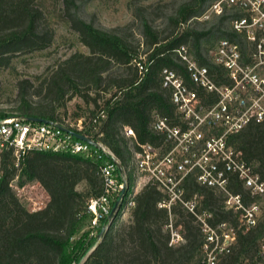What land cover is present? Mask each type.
Here are the masks:
<instances>
[{
  "label": "trees",
  "instance_id": "obj_1",
  "mask_svg": "<svg viewBox=\"0 0 264 264\" xmlns=\"http://www.w3.org/2000/svg\"><path fill=\"white\" fill-rule=\"evenodd\" d=\"M176 0L154 8L151 4L132 6L133 20L124 25L102 27L96 21L84 20L78 0H0V74L14 69L13 58L50 47L56 32L48 18L50 7L58 6L70 28L87 51L75 50L59 58L43 74L17 77L14 111L19 116L42 117L67 125L75 131L104 143L121 162L127 178L125 198L115 218L94 247L96 237L81 234L92 214L89 200L104 192L100 166L112 160L111 155L94 145L93 152H73L30 148L15 152L12 145L0 149V264H72L85 255L87 264H204L205 235L196 214L182 202L171 209L160 207L164 194L155 183H146L135 192L134 168L139 143L170 147L165 133L154 129L157 116L168 117L173 125L181 124L170 89L163 86L162 70L169 67L190 85L186 65L174 48L186 44L194 57L209 65L217 83L227 82L224 68L206 55L212 39L228 37L244 44L243 35L227 29V10L219 18L199 17L215 0ZM209 2V3H208ZM166 14L163 26L155 16ZM234 15H240L235 12ZM138 25V27H137ZM137 28L139 31L137 32ZM139 34V37L137 36ZM143 65V69L139 67ZM10 70V71H11ZM1 83V80H0ZM1 88V87H0ZM201 96L206 92L197 87ZM81 104L69 113V103ZM101 112L104 116H101ZM8 116L0 110V119ZM83 119V128L67 122ZM97 120L95 121V119ZM130 126L136 139L126 136ZM74 140H80L73 135ZM229 141L255 164L264 180V122H250ZM23 187L37 182L48 194L46 205L29 209L12 183ZM184 201L197 197L196 212H210L212 224L229 221L238 227V216L225 207L224 191L202 184L194 174L183 182ZM229 189L241 193L245 203L258 201L233 175ZM132 200L133 204H128ZM130 213L124 218V211ZM101 221L98 230L105 225ZM179 227L182 240L171 244L172 229ZM264 239V200L257 223L237 229L236 242L222 255L220 264H248L261 258Z\"/></svg>",
  "mask_w": 264,
  "mask_h": 264
},
{
  "label": "built area",
  "instance_id": "obj_2",
  "mask_svg": "<svg viewBox=\"0 0 264 264\" xmlns=\"http://www.w3.org/2000/svg\"><path fill=\"white\" fill-rule=\"evenodd\" d=\"M231 7L241 11L240 15H232L230 27L243 35L244 44L228 37L220 38L208 57L224 68L228 81L217 83L209 65L201 64L188 45L174 48L195 86L188 85L174 69L163 68V86L171 91L181 124L173 125L168 117L157 116L154 129L165 133L170 147L163 150V147L151 143L137 142L140 150L134 157L135 192L138 185L155 183L164 194L160 207L171 209L173 204L182 202L196 214L205 235L204 264H220L222 255L230 252L236 242L237 229L257 223L264 200V180L255 164L247 161L242 151L229 141L232 134L250 122H264V0H215L199 19L208 20L212 14L220 16ZM139 67L144 68L140 63ZM197 87L207 95L201 96ZM101 116H104L103 112ZM67 122L83 128L82 118L76 121L67 119ZM124 133L136 139L130 126H124ZM99 142L102 151L115 156L104 143ZM8 145L14 146L16 154L30 148L68 149L89 156L93 154L90 143L74 140L72 134L55 125L30 121L19 115L0 119V149ZM100 170L104 192L91 198L87 207V212L92 214L90 236H95L101 221L106 220L107 223L115 201L128 183L113 159L102 164ZM191 174L197 177L198 182L226 193L225 207L237 214L238 227L229 221L210 223V212H196L197 197L184 201L183 182ZM233 175L242 180L252 196L257 195L260 199L247 204L241 193L232 192L229 184ZM23 188L18 187L20 192L24 191ZM128 204H133V201H128ZM169 226L172 229L170 243L180 242L179 227L174 228L172 223ZM260 254V259L248 264H264V239ZM72 264L87 263L86 259H81Z\"/></svg>",
  "mask_w": 264,
  "mask_h": 264
},
{
  "label": "rangeland",
  "instance_id": "obj_3",
  "mask_svg": "<svg viewBox=\"0 0 264 264\" xmlns=\"http://www.w3.org/2000/svg\"><path fill=\"white\" fill-rule=\"evenodd\" d=\"M166 1H171L170 6L176 3V0H78L80 5V14L84 20H94L96 21V25L107 28L131 22L133 20L132 6L134 4L138 5L139 3H149L156 8L159 5L158 3L162 5ZM50 10L48 18L56 32L55 42L44 50L27 54H18L17 57L13 58L12 66H14V69H6L0 74V110L7 113L8 116L17 115L13 110V101L15 100L17 94V90L15 88V81L17 80V77H31L34 74H43L46 68L49 67V65L51 66L54 64V62L59 58L65 57L75 50H81L84 52L87 51V48L80 42L77 33L70 28L65 17L61 16L58 6H51ZM171 10H165L161 17L156 15L154 21L155 24L163 26L166 22V14H168ZM227 11L226 15H229V17L226 19L224 25L227 29L231 30L230 20L232 15H234L235 12L241 11L236 7H231ZM216 16L218 15H211L208 26L215 21L214 18H219ZM138 31L139 29L137 28V32ZM137 36L139 37V34H137ZM218 41L219 40L217 39L211 40L208 50L206 51L207 57H209L210 52L212 53V49L215 48ZM78 104L82 105L80 114L86 115L87 111H85L84 104L78 98L68 104L70 110L69 113H73V109L77 108L76 105ZM71 117L73 119L75 118L74 113ZM71 117L69 118L71 119ZM73 119L71 120L74 121ZM18 187L19 186H17L15 181L13 188L17 191L22 201L29 209L37 210L46 205L49 196L43 187H41L37 182H29L25 184L23 186L24 191L21 192ZM85 223L86 224L80 232L81 234H83L84 231L90 232L91 230V219L89 218ZM99 232L100 230L96 229L95 236L93 237L97 238ZM85 259L87 260L86 255L82 258V260Z\"/></svg>",
  "mask_w": 264,
  "mask_h": 264
},
{
  "label": "water",
  "instance_id": "obj_4",
  "mask_svg": "<svg viewBox=\"0 0 264 264\" xmlns=\"http://www.w3.org/2000/svg\"><path fill=\"white\" fill-rule=\"evenodd\" d=\"M21 117H23V118H25L27 120H30V121H34V122H41V123L55 125V126L61 128L62 130L74 135L75 137H77L80 140L88 142V143L94 145L97 148H102L101 143L98 140H96L95 138H93L92 136L86 135V134H84L82 132L75 131L72 128L67 127V126H65V125H63V124H61V123H59V122H57L55 120L42 118V117H33V116H21ZM112 159L115 161V163L117 164V166L119 168V171L124 176L125 175L124 168H123L121 162L119 161V159L116 156H113ZM125 192H126V190L124 189L122 191L121 195L115 201L113 209H112L111 213L108 215L107 223L101 228L100 232L97 235V241H96L94 247L100 242V240L102 239L105 231L107 230V228L109 227V225L111 224L113 219L115 218V215H116V213H117L122 201L124 200Z\"/></svg>",
  "mask_w": 264,
  "mask_h": 264
},
{
  "label": "crops",
  "instance_id": "obj_5",
  "mask_svg": "<svg viewBox=\"0 0 264 264\" xmlns=\"http://www.w3.org/2000/svg\"><path fill=\"white\" fill-rule=\"evenodd\" d=\"M141 187H142L141 185H138L136 191L140 190ZM123 214H124L125 218H128L130 216L129 211H125ZM89 236H90V233H89ZM90 237H92V236H90Z\"/></svg>",
  "mask_w": 264,
  "mask_h": 264
}]
</instances>
